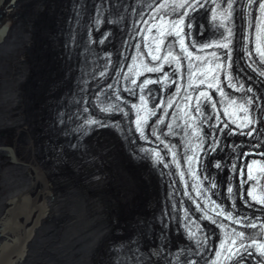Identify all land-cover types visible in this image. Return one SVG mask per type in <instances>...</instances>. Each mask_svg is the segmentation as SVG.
Wrapping results in <instances>:
<instances>
[{
    "label": "bare ground",
    "instance_id": "6f19581e",
    "mask_svg": "<svg viewBox=\"0 0 264 264\" xmlns=\"http://www.w3.org/2000/svg\"><path fill=\"white\" fill-rule=\"evenodd\" d=\"M106 2L0 0V264H173L191 241L171 208L178 201L174 191L126 154V146L140 141L119 124L124 117L115 114L114 126L83 134L78 145L63 129L80 70L99 79L95 71L107 72L103 51L114 58L111 73L128 59L140 62L143 48L128 50L120 33L113 41L98 39L95 27L104 16L94 21ZM121 3L129 6L128 0ZM84 28L97 39L87 41ZM82 42L88 45L77 54ZM131 69L124 63L113 87L140 95L131 87ZM253 85L263 108L264 87ZM186 89L183 100L198 97L194 88ZM171 118L181 120L177 111ZM178 134L184 140L187 132ZM229 137L222 141L226 147ZM229 157L224 149L221 159L211 155L207 161L224 167ZM169 196L170 207L161 206Z\"/></svg>",
    "mask_w": 264,
    "mask_h": 264
},
{
    "label": "snow or ice",
    "instance_id": "6c2138e0",
    "mask_svg": "<svg viewBox=\"0 0 264 264\" xmlns=\"http://www.w3.org/2000/svg\"><path fill=\"white\" fill-rule=\"evenodd\" d=\"M200 3H201V0H195V3H192L191 0H190L189 6L192 7V9L194 10L195 7H196V5H198ZM161 7H163V5ZM180 23L182 24L183 21H180ZM189 27H191V23H189ZM177 35H179V33H177ZM181 46L183 47V41H181ZM222 47L227 48L228 45L227 44H224V45H222ZM156 51H159V48H157ZM188 55L190 56L191 53H189ZM213 55H215V54H213ZM261 55L264 56V52H262ZM167 58L168 57L165 56L163 59L167 60ZM153 59H161V57H159V56H153ZM148 70L149 71H153V70L159 71L160 69L159 68H156V69H148ZM245 177L247 178V165H245ZM229 191H231V189H229Z\"/></svg>",
    "mask_w": 264,
    "mask_h": 264
}]
</instances>
